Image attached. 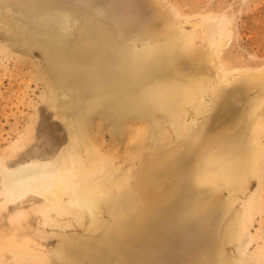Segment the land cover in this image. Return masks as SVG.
Wrapping results in <instances>:
<instances>
[{
	"label": "bare ground",
	"instance_id": "6f19581e",
	"mask_svg": "<svg viewBox=\"0 0 264 264\" xmlns=\"http://www.w3.org/2000/svg\"><path fill=\"white\" fill-rule=\"evenodd\" d=\"M59 1L0 0V54H40L36 78L46 85L40 98L59 110L68 136L62 147L49 138L43 150L21 154L18 163H0V195L10 210L0 250H14L15 264H216L218 196L199 188L215 186L244 195V227H233L235 217L224 235L227 242L238 240V254L217 264H264V248L247 251L255 234L246 226L258 205L256 191L246 188L258 175L263 117L255 124L251 112L246 128L230 125L244 101V84L226 88L232 73L220 62L208 65L193 50L190 32L151 46L159 34L148 0ZM99 3L116 20L129 21L124 26L138 27L141 53L119 43L122 30L113 23L82 11ZM139 12L146 16L142 27L132 22ZM210 24L204 37L209 59L216 60L227 24ZM104 132L108 146L100 139ZM167 139L184 145L183 152ZM166 170L169 181L161 177Z\"/></svg>",
	"mask_w": 264,
	"mask_h": 264
},
{
	"label": "rangeland",
	"instance_id": "374dc122",
	"mask_svg": "<svg viewBox=\"0 0 264 264\" xmlns=\"http://www.w3.org/2000/svg\"><path fill=\"white\" fill-rule=\"evenodd\" d=\"M57 1L60 2L59 0ZM66 1L67 4L70 2L69 4L71 6L74 1L77 3V0ZM148 1L152 3L155 10L153 18H149L151 14H148V18L150 22L153 20V22L157 23L155 24V31L159 34L156 40L149 41L151 46L160 47L167 44V42L169 43L171 39L168 41V37L171 38L172 36L181 34L182 30L186 33L190 32L194 38L192 43L193 50L201 53V55L204 54L209 60L207 62L208 65L220 62L225 67L227 66L226 71L232 73L231 78H234L232 84H228V87L223 83L219 85L231 89L236 87V85L244 84V103L240 101L239 104H236L239 105V107H237L239 110L238 113L233 116L235 119L230 123L231 126L235 125L234 130L243 123L244 127H247L248 115L251 112L252 114H250V116L254 119L255 124L258 120L257 118L260 116L263 117V119L261 118L260 126H258L259 129H257L258 140L260 141L259 145L261 144L258 175L257 177L249 178L246 188L247 193L256 191L258 197V205L254 212L251 213L253 214L251 215L252 217L246 221V226L247 228L249 227L248 231L253 235L255 234L254 240L249 244L247 251L250 252L257 246H260L262 250V248H264V115H259V113H264V0ZM77 5L79 4L77 3ZM86 7H83L82 11L88 13L90 17L101 16V19L103 18L105 22H111L115 27L122 30L117 32V35H119L118 41L121 45L132 46L133 53H141V43L135 39L138 36V31L136 30V28H138L137 26L132 29L130 26H124L128 25L127 23H129V21L120 22L113 18L108 12L109 7L106 3H99L94 7L87 5ZM79 8L78 6V9ZM89 10L94 12L93 15ZM96 13L98 15H95ZM139 14L140 19L138 18V20L133 21L132 18V22L142 27L144 22L141 23V20L143 19L144 21L146 16H143L141 12H139ZM156 18L158 20L157 22ZM101 19H99V22ZM216 21L226 22V33L228 36L224 45L221 47L218 58L216 60H211L209 59L211 56L210 45H208L207 36L204 37V30H206V28L211 29L212 27L209 26V23L213 25ZM146 24L147 23H145V26L147 27L148 25L149 30H153L151 29L152 27H149V24ZM166 25L169 27L167 28ZM115 27L112 28L114 29ZM164 27H166L167 32H169L166 35H161L159 31ZM129 29H132V32H130L131 30ZM177 30L180 31L177 32ZM179 50L184 53H189L191 51V49L189 50L183 47H180ZM6 56L0 54V163L12 161V164L19 162L17 159L21 154H32L34 151L43 150V146H45L49 138H53L55 142H60L59 147L64 146L67 144L68 136L66 128L67 121L65 119L66 122L62 121L63 116L60 118L59 114L56 113L58 109L50 108L48 104L40 98L43 96V92L46 89V85H44L45 82L36 78L37 68L40 67V61L42 60L40 54L36 52L34 58L29 57L30 59H27V57H22L20 54H17V52L11 51ZM16 57H19V60H17ZM209 77L214 81L217 80V74L214 75V73H212ZM31 118L33 119L32 122L30 120ZM67 119H69V117H67ZM254 123L252 120V128L255 127ZM221 126L217 127V129ZM252 128L249 129V131H251ZM100 139L104 145H109L110 137L108 132H104V134L100 136ZM170 139H167V145L169 144L173 149L174 147H177V149L179 147L181 151L184 149V145L183 147L182 144H178L177 146V144L175 145V142ZM217 139L218 138L215 140ZM12 145L16 148L14 150L15 153L13 156L11 155L10 158H7L8 152H12L10 148ZM169 146L165 148L171 150L172 147L170 148ZM151 153V149L148 148V150H144L141 155L144 160H146V156H149ZM21 159L23 160L25 158ZM161 177L164 181H169L171 179V174L166 170L165 176L162 174ZM199 188H207L210 190L211 196H218V201L215 203L214 208H216V211H220L219 220H222L220 221L222 228H220L221 234L219 236L221 239H218L219 247L215 253L217 254L216 262H221L224 256L231 255V258L236 257L238 254L236 253L238 240H236L237 243H235V245L232 241H225V236H229V230L235 223V217L239 218L236 219V223L233 227L237 229L240 228V230L241 227H244L241 225V221L242 224L244 222L241 216L244 215L242 214L244 211L241 208V203L244 200V197H241L244 196L243 191L238 192L237 190L233 192V195L231 194L232 192L215 186H201ZM233 196H236V198ZM232 199H235L236 203H234ZM3 200L4 199L0 195V233L3 232L7 234V232H9L7 217L10 210L7 204H2ZM25 207L26 206L23 208ZM32 218L33 217L30 219ZM34 218L32 225L34 223ZM233 232L234 234L236 233L235 231ZM2 248L4 249L0 250V264H5L7 262H13L11 264H15L14 261H11L13 260L12 258L16 256L15 251L9 250L8 247ZM23 263L24 262H21L20 264Z\"/></svg>",
	"mask_w": 264,
	"mask_h": 264
}]
</instances>
